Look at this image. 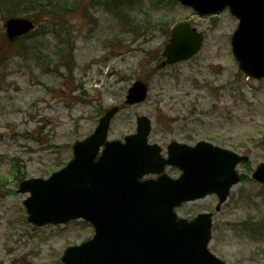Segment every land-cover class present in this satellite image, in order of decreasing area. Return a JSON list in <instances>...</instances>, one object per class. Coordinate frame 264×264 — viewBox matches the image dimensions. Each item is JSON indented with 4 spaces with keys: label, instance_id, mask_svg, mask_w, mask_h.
I'll use <instances>...</instances> for the list:
<instances>
[{
    "label": "rangeland",
    "instance_id": "374dc122",
    "mask_svg": "<svg viewBox=\"0 0 264 264\" xmlns=\"http://www.w3.org/2000/svg\"><path fill=\"white\" fill-rule=\"evenodd\" d=\"M14 2L0 0V264H63L68 247L92 238L94 230L83 220L30 224L23 206L29 194L17 189L65 167L72 146L117 106L123 109L108 141L133 135L141 116L151 121L149 143L161 146L164 157L171 142L203 141L249 158L237 167L241 182L218 212L215 195L175 212L188 220L213 214L208 248L225 264H264V186L250 180L264 164V80H248L238 70L230 46L236 19L227 11L200 17L176 0H137L129 7L125 0H65L62 19L41 12L31 35L9 43L5 13ZM21 13L16 17L37 15ZM177 23L202 33V47L189 61L158 69ZM22 46L26 55L18 52ZM67 48L71 56L63 59L58 51ZM138 80L149 87L146 101L124 106ZM165 173L180 175L175 168Z\"/></svg>",
    "mask_w": 264,
    "mask_h": 264
},
{
    "label": "water",
    "instance_id": "95a60500",
    "mask_svg": "<svg viewBox=\"0 0 264 264\" xmlns=\"http://www.w3.org/2000/svg\"><path fill=\"white\" fill-rule=\"evenodd\" d=\"M200 16L228 9L238 21L231 38L239 70L252 80L264 79V0H177ZM32 21L12 18L5 23L9 41L34 30ZM203 41L187 23L175 25L159 67L175 65L197 55ZM148 87L136 81L127 91L125 104L138 105ZM118 107L109 109L95 131L73 146V158L47 180L19 184L18 193H30L23 205L28 222L42 227L83 219L94 228L91 240L65 250L64 264H224L208 250L211 214L194 220L177 219L174 209L182 203L215 194L216 211L239 182L237 165L247 160L232 152L199 142L194 147L171 143L167 159L158 145H149L150 121L136 120L134 135L124 142L107 141ZM101 151V152H100ZM166 166L178 168L173 180L163 174ZM156 180L141 181L147 175ZM264 185V164L251 174Z\"/></svg>",
    "mask_w": 264,
    "mask_h": 264
},
{
    "label": "trees",
    "instance_id": "16d2710c",
    "mask_svg": "<svg viewBox=\"0 0 264 264\" xmlns=\"http://www.w3.org/2000/svg\"><path fill=\"white\" fill-rule=\"evenodd\" d=\"M61 1H65V0H15L14 4H11L10 6L11 9L9 8L10 10H7L5 14L7 18H10V17H16V15L19 12H22L21 14L25 13L24 15L30 14L31 12H37V15L34 20L37 22L39 20V14L41 12H45L49 10V14H48L49 18H52L54 20H60L63 18L62 6L60 3ZM131 1H137V0H129V1L125 0L124 2L125 6L129 7ZM117 4H118V0H117ZM43 15H46V13H43ZM25 38L21 39L20 41L25 40ZM63 42L64 44L68 43L66 41ZM18 52L19 54L26 55V48L22 46L20 50L18 49ZM67 52L68 53H66V51H58L59 55L63 59L71 56L70 50L68 48H67Z\"/></svg>",
    "mask_w": 264,
    "mask_h": 264
}]
</instances>
